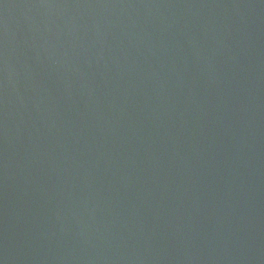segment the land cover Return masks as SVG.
Returning a JSON list of instances; mask_svg holds the SVG:
<instances>
[{"label": "water", "instance_id": "1", "mask_svg": "<svg viewBox=\"0 0 264 264\" xmlns=\"http://www.w3.org/2000/svg\"><path fill=\"white\" fill-rule=\"evenodd\" d=\"M0 264H264V0H0Z\"/></svg>", "mask_w": 264, "mask_h": 264}]
</instances>
